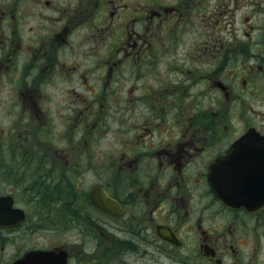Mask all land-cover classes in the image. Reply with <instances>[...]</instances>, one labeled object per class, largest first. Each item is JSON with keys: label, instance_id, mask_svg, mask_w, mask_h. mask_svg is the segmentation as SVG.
<instances>
[{"label": "flooded vegetation", "instance_id": "af4514ba", "mask_svg": "<svg viewBox=\"0 0 264 264\" xmlns=\"http://www.w3.org/2000/svg\"><path fill=\"white\" fill-rule=\"evenodd\" d=\"M104 2L0 0V264L32 251L49 264H264V209H229L208 182L247 130L264 136V56L228 54L214 35L207 56L169 53L180 7ZM109 118L118 150L97 153ZM244 147L242 171L264 173V143Z\"/></svg>", "mask_w": 264, "mask_h": 264}, {"label": "rangeland", "instance_id": "374dc122", "mask_svg": "<svg viewBox=\"0 0 264 264\" xmlns=\"http://www.w3.org/2000/svg\"><path fill=\"white\" fill-rule=\"evenodd\" d=\"M105 5L104 0H98ZM114 6L137 7L143 5V7H150L149 4H153L154 7H167L171 8L178 6L182 10V14L178 17V21L182 22L178 26L177 47L175 51L169 47H165L166 51L175 55L184 54L188 47L193 49V55L201 56L210 54L208 44V38L213 35L222 39L224 47L229 49L228 54L234 51V54L243 58L244 55H248L252 52L256 58H262L264 56V0H112ZM111 8V7H110ZM99 14V13H98ZM182 16V17H181ZM187 17V18H186ZM247 19V21H246ZM252 26V29L248 28ZM244 31L250 32L252 35V44L242 43L240 51H237L235 47L236 40L242 39V33ZM162 49V48H161ZM102 47L98 48V54ZM199 50V51H197ZM178 58V57H177ZM62 59H68L63 57ZM99 60L103 58H97V64ZM125 70V69H123ZM122 70V71H123ZM121 74L118 72L114 78L115 82L118 81L116 86H121ZM67 85V84H66ZM65 84H60L59 87H66ZM1 98H6L7 95L2 93ZM264 107H257L256 124L264 125L263 117ZM240 111H236L235 115H238ZM234 121V120H233ZM237 122V121H234ZM233 123V122H232ZM240 123V122H239ZM110 118L105 121L103 126H99V130H96L100 136L96 142L92 143V148L97 153L105 151L109 146L115 144L112 133L117 129L110 125ZM241 124V123H240ZM242 125V124H241ZM56 132H62L61 126H53ZM96 131L93 133L97 136ZM57 133V134H58ZM96 133V134H95ZM115 150L117 146H113ZM259 225V224H258ZM254 228L252 227V231ZM259 230V229H258ZM40 242L33 237V243ZM264 250V241L261 243Z\"/></svg>", "mask_w": 264, "mask_h": 264}, {"label": "water", "instance_id": "95a60500", "mask_svg": "<svg viewBox=\"0 0 264 264\" xmlns=\"http://www.w3.org/2000/svg\"><path fill=\"white\" fill-rule=\"evenodd\" d=\"M258 135L252 130L246 133L240 140H238L231 149L226 153L222 159H231L237 156L236 151L242 143H248L250 135ZM216 162L209 175L210 185L215 196H217L226 206L232 209L243 207L247 211H256L264 206V201L260 202L262 198L261 186L264 185L263 174H237L236 168L227 169L225 161ZM241 177V178H240ZM240 178V179H239ZM105 197V196H104ZM39 255L34 254L29 257V263H42L45 258L36 259Z\"/></svg>", "mask_w": 264, "mask_h": 264}, {"label": "trees", "instance_id": "16d2710c", "mask_svg": "<svg viewBox=\"0 0 264 264\" xmlns=\"http://www.w3.org/2000/svg\"><path fill=\"white\" fill-rule=\"evenodd\" d=\"M51 195H52V197H54V196H56V195H58V193L57 192H51ZM62 195V194H61ZM63 197V196H62ZM61 197V198H62ZM63 199V198H62Z\"/></svg>", "mask_w": 264, "mask_h": 264}]
</instances>
